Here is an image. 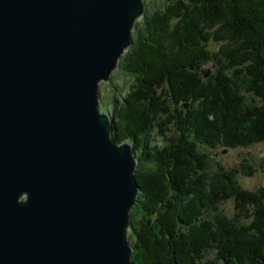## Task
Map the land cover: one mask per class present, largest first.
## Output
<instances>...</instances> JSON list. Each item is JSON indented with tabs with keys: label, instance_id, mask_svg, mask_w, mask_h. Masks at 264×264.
I'll return each mask as SVG.
<instances>
[{
	"label": "water",
	"instance_id": "water-1",
	"mask_svg": "<svg viewBox=\"0 0 264 264\" xmlns=\"http://www.w3.org/2000/svg\"><path fill=\"white\" fill-rule=\"evenodd\" d=\"M145 0H0V264H134L141 186L102 109Z\"/></svg>",
	"mask_w": 264,
	"mask_h": 264
},
{
	"label": "trees",
	"instance_id": "trees-1",
	"mask_svg": "<svg viewBox=\"0 0 264 264\" xmlns=\"http://www.w3.org/2000/svg\"><path fill=\"white\" fill-rule=\"evenodd\" d=\"M141 19L118 66L133 82L115 96L113 133L138 157L134 264H264V186L222 165L226 186L210 185L203 150L264 142V0H170Z\"/></svg>",
	"mask_w": 264,
	"mask_h": 264
},
{
	"label": "rangeland",
	"instance_id": "rangeland-1",
	"mask_svg": "<svg viewBox=\"0 0 264 264\" xmlns=\"http://www.w3.org/2000/svg\"><path fill=\"white\" fill-rule=\"evenodd\" d=\"M170 0H145L146 14L153 12L158 7H163ZM139 22V24H138ZM138 25V26H137ZM142 19L136 22L135 28H141ZM133 80L119 71V67L116 68L111 77L107 81H102L100 84V91L102 93L101 105L102 109H107L112 113H115L117 108L114 104L115 96L121 99L122 95H125L132 85ZM116 85V86H114ZM115 92V93H114ZM117 94V95H116ZM249 104L260 103L258 99H255V103L247 102ZM157 144H161V139H157ZM210 155L208 181L212 186H226L227 178L222 176L219 165H222L225 171L238 170V178L244 188L256 190L264 186V142L253 143L246 147H228L220 146L217 149H211L210 147L203 148ZM251 165L253 173L248 174L249 169L244 166V160ZM220 209L227 217H233L236 212L235 200H225L220 204ZM131 236V230L129 232ZM132 237V236H131ZM214 258L213 253L209 254V257Z\"/></svg>",
	"mask_w": 264,
	"mask_h": 264
}]
</instances>
